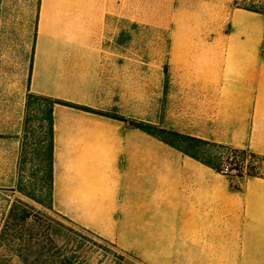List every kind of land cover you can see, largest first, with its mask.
<instances>
[{"label": "crops", "instance_id": "0c3cea01", "mask_svg": "<svg viewBox=\"0 0 264 264\" xmlns=\"http://www.w3.org/2000/svg\"><path fill=\"white\" fill-rule=\"evenodd\" d=\"M84 1L94 23L76 38L47 35L51 13L72 9L39 11L28 92L94 110L54 108V210L145 264H264V178H230L131 125L264 158V14L235 0ZM25 103L0 100V187L17 183Z\"/></svg>", "mask_w": 264, "mask_h": 264}, {"label": "trees", "instance_id": "16d2710c", "mask_svg": "<svg viewBox=\"0 0 264 264\" xmlns=\"http://www.w3.org/2000/svg\"><path fill=\"white\" fill-rule=\"evenodd\" d=\"M3 3L4 0H0V34ZM235 6L264 14L259 9L241 4L239 0H235ZM57 105L94 112L66 100L29 92L17 183L13 187H0V264H81V246H70V241L59 245L56 239L45 238L34 231L38 215L41 214L34 203L53 209L54 108ZM114 118L124 120L117 115ZM34 121L38 123L35 130L31 127ZM131 125L181 149L230 178H264L255 172L252 161L260 156L247 150L169 133L149 123L132 121ZM166 136L182 138L184 142L198 143L203 147L184 149ZM234 172L238 174L233 175Z\"/></svg>", "mask_w": 264, "mask_h": 264}, {"label": "rangeland", "instance_id": "374dc122", "mask_svg": "<svg viewBox=\"0 0 264 264\" xmlns=\"http://www.w3.org/2000/svg\"><path fill=\"white\" fill-rule=\"evenodd\" d=\"M50 2L72 10L68 14L51 13L47 25L48 38H56L64 34H71L74 38L79 37L82 35L84 22L88 23L89 19H91L90 22L92 21L89 23L92 27L94 13L91 12L89 16L83 12L84 0H50ZM239 2L264 12V0H239ZM40 5L41 0H4L0 34V100L4 98L20 103L25 99L27 104L35 61ZM144 32L149 36L150 48H156L154 37L156 33L150 30ZM134 34L140 35L141 30L134 29ZM162 44V48L168 49L165 39ZM43 60L44 58H41V63ZM232 61L237 62L238 59H232ZM26 111L27 108H25V119ZM31 127L35 130L38 123L32 122ZM166 137L184 149H202L203 147L198 143L184 142L182 138ZM195 144L198 146H193ZM252 161L256 168L255 172L264 176V158L258 157ZM237 174V172L233 173V175ZM34 205L37 212H41L37 218L35 233L42 234L45 238H54L59 245H62L64 241H70V246H81L79 252L81 264H145L134 255L121 251L113 243L106 242L64 219L54 208L49 210L38 204L34 203Z\"/></svg>", "mask_w": 264, "mask_h": 264}]
</instances>
